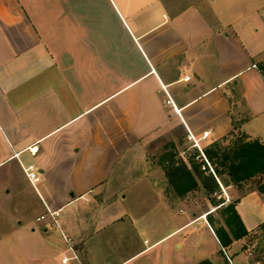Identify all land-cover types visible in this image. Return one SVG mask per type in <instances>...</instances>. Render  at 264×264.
I'll list each match as a JSON object with an SVG mask.
<instances>
[{
    "label": "crops",
    "instance_id": "1",
    "mask_svg": "<svg viewBox=\"0 0 264 264\" xmlns=\"http://www.w3.org/2000/svg\"><path fill=\"white\" fill-rule=\"evenodd\" d=\"M262 56L264 26L222 23L189 0H0V223L15 246L6 264H63L70 248L78 260L66 264H230L224 253L264 264L257 186L230 191L247 234L227 247L216 237L224 220H214L227 206L175 216L157 181L146 183L159 196L149 217L107 213L158 141L180 159L188 133L209 131L206 150L235 132L264 146ZM29 165L41 176L34 187ZM24 189L41 209L26 225L13 195ZM50 210H61L62 233L37 221ZM129 229L139 244L125 253Z\"/></svg>",
    "mask_w": 264,
    "mask_h": 264
},
{
    "label": "rangeland",
    "instance_id": "2",
    "mask_svg": "<svg viewBox=\"0 0 264 264\" xmlns=\"http://www.w3.org/2000/svg\"><path fill=\"white\" fill-rule=\"evenodd\" d=\"M192 2L197 3L203 11L209 16V18H213L214 15H217L218 18L222 21V23H233L238 22L240 25L242 24H252L255 27H262L264 26V22L259 18L261 14V8H264V0H189ZM258 10L259 13L257 12ZM245 16H247V21L245 20ZM264 59V56H262ZM264 68V66H262ZM243 137L241 136L240 132H235L231 137H229L226 141L221 143L220 147L222 149H229L233 147V145L242 140ZM244 140V139H243ZM185 145L182 146V149L185 148ZM178 148L175 151H171L169 146H166V143L163 141H158L157 143L152 144L149 147L145 157L146 161L142 160L141 165L143 166L141 170L137 169L138 171L133 174L132 177L127 179V186L124 188L119 194L117 195V200L120 202V206L112 207L111 211L107 213H115L116 211H122L124 214L128 216L135 217H142L148 216L153 214L154 211L159 210V207H154L159 202V196L167 195L171 204L173 203V214L175 216H179L180 214L184 216H190L191 211H202L204 210L203 207L205 203L210 201L213 207L221 205L224 201V194L220 190L218 184L217 187L211 193H206L205 190L202 188L201 183L202 180H207L210 178L199 171H194V165L191 164L190 161L183 162L182 159L178 156ZM181 150V148H180ZM134 167H138L134 165ZM146 169L153 170L152 174H147L142 178L140 174L143 173ZM177 168H185L192 173L193 179L197 183V187L191 191L185 192L180 194L177 188H175V184L181 183V178L179 176L180 171H177ZM223 183V180L228 181L226 176H222L220 178ZM157 181L162 189L159 190V196L153 189H149L146 187L147 184H152L153 182ZM261 183V179L258 177L248 180L246 182L247 186L237 184L234 186L231 184L229 190L225 189L230 202H226L221 206H229L233 204V199H231V190L236 192V194L244 193L249 189L257 186ZM167 185V186H166ZM14 205H17V201H22L20 211H16L17 208L14 207L15 211L18 213L23 212L21 214L23 216V225H26V221L29 219L34 218L35 216L39 215L41 212L40 206L34 200V195H31L29 190H21L18 192H14ZM33 196V197H32ZM221 196V198H220ZM184 201V202H182ZM177 202V203H176ZM159 205V204H158ZM178 205V206H177ZM6 205L4 206V208ZM179 209L182 213H179ZM207 209V208H206ZM115 211V212H114ZM222 219L224 220L223 213L218 211L214 214V220L222 225ZM128 224V223H127ZM126 224V225H127ZM16 226V224H14ZM193 228L189 229L188 231L192 230ZM162 231V232H161ZM159 233H163L164 230L161 229ZM130 234L127 235L125 239V253L130 252L134 247L138 246V237H135L134 231L129 229ZM10 236V229L5 227L3 223H0V264H6L8 259L6 249L9 250V245L13 241L9 238ZM146 239L149 241L150 236L148 231L143 232V236H141L140 244H142L143 240ZM205 246H207L210 250H216L215 243L212 239L205 238ZM12 247H15L14 245ZM261 248L264 250V240H260V244L255 247V251ZM12 255V254H11ZM180 257V255H179ZM17 259V256H15ZM20 263V261H19Z\"/></svg>",
    "mask_w": 264,
    "mask_h": 264
},
{
    "label": "trees",
    "instance_id": "3",
    "mask_svg": "<svg viewBox=\"0 0 264 264\" xmlns=\"http://www.w3.org/2000/svg\"><path fill=\"white\" fill-rule=\"evenodd\" d=\"M208 157L215 165L216 174L219 180L222 176H226L228 181L223 180L221 184L224 186L240 184L246 180L264 176V146L257 141L246 142L243 139L236 142L229 149H222L219 144H213L206 150ZM180 171L181 183L175 184V188L180 194L191 191L197 187L196 181L192 177V173L185 168H177ZM198 171L194 167V171ZM202 188L206 193H211L217 187L216 181L210 177L202 180ZM260 192H264V183L257 185ZM226 218L224 225L228 229L220 228L216 231V237L222 247L229 246L233 240L244 237L245 231L239 217L237 216L234 205L225 208ZM197 264H213L209 260H203Z\"/></svg>",
    "mask_w": 264,
    "mask_h": 264
},
{
    "label": "built area",
    "instance_id": "4",
    "mask_svg": "<svg viewBox=\"0 0 264 264\" xmlns=\"http://www.w3.org/2000/svg\"><path fill=\"white\" fill-rule=\"evenodd\" d=\"M186 79H188V77H186ZM163 90L165 91V88H163ZM165 94L167 97L166 104L171 105L175 109L173 101L171 100L170 96L168 95L166 91H165ZM209 137H210L209 131L203 132L199 137H196L192 135L191 133H188L186 145H185V148L181 150L180 157L182 158V160L190 161L191 164H193L200 173L206 176L212 177L216 181L220 190L224 194V198H223L224 201L222 202V204H224L226 202H230V199L227 193L225 192L224 187L220 184L219 179L216 174L215 165L208 157L206 148L203 146L204 142L207 141ZM31 154L34 155V152L31 151ZM23 171H24L26 179L33 187L40 182L41 176L39 174L38 169L35 166L29 165L25 167ZM221 205H218V206H221ZM60 212L61 210L47 211L46 214L38 217L37 221L46 222L48 226L56 228L62 233V230L58 224V217L60 215ZM205 217H206L205 215L202 216L203 220L205 219ZM205 223L207 226H209L206 220H205ZM64 240L67 243L70 242L68 238L64 237ZM70 251L72 254L71 258H63L62 260L63 264H66L70 260H75V261L78 260L76 254L71 248H70ZM224 254H225L227 262L231 264L229 257L226 255V253ZM256 264H259V263H256Z\"/></svg>",
    "mask_w": 264,
    "mask_h": 264
}]
</instances>
